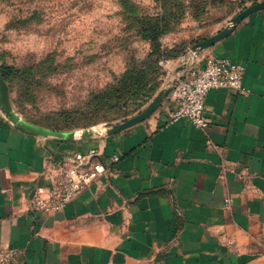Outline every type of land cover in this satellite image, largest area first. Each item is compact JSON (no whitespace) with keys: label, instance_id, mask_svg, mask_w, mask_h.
<instances>
[{"label":"crops","instance_id":"1","mask_svg":"<svg viewBox=\"0 0 264 264\" xmlns=\"http://www.w3.org/2000/svg\"><path fill=\"white\" fill-rule=\"evenodd\" d=\"M211 56L244 66L246 93L210 91L204 130L169 122L170 97L128 130L75 140L28 133L0 109V251L13 264H264V10L199 60ZM92 151L108 173L61 212L30 209L58 163Z\"/></svg>","mask_w":264,"mask_h":264},{"label":"rangeland","instance_id":"2","mask_svg":"<svg viewBox=\"0 0 264 264\" xmlns=\"http://www.w3.org/2000/svg\"><path fill=\"white\" fill-rule=\"evenodd\" d=\"M258 3L264 0H0L5 103L42 129L106 133L143 112L173 85L175 64ZM161 18L168 28L157 40L150 27ZM159 53L177 56L174 66L158 63ZM113 90L123 93L115 106L87 114L93 99Z\"/></svg>","mask_w":264,"mask_h":264},{"label":"built area","instance_id":"3","mask_svg":"<svg viewBox=\"0 0 264 264\" xmlns=\"http://www.w3.org/2000/svg\"><path fill=\"white\" fill-rule=\"evenodd\" d=\"M172 60H162L165 66ZM181 75L170 94L176 108L170 114L169 122L188 121L194 128L204 130L209 121L206 113V98L210 91L227 88L235 93H246L244 87L245 68L228 58L211 56L203 61L198 58H183L179 63ZM95 152L87 155L76 154L70 161L58 163L51 173V185L35 190L30 204L33 212L55 213L63 211L89 185L98 181L109 172L110 165L95 161ZM120 157L113 156L112 162L118 163ZM227 208L230 199H226ZM17 252L13 249L0 251V264H13Z\"/></svg>","mask_w":264,"mask_h":264},{"label":"water","instance_id":"4","mask_svg":"<svg viewBox=\"0 0 264 264\" xmlns=\"http://www.w3.org/2000/svg\"><path fill=\"white\" fill-rule=\"evenodd\" d=\"M264 10V3H258L252 5L236 16L232 22V25L219 31L217 34L202 41L197 48L193 50V57L198 58L200 54L207 48L214 46L216 43L227 37L242 21H244L251 14ZM182 68L178 69L181 72ZM178 83V77H176L173 85L166 91L162 92L158 98H156L143 112L134 116L116 126L110 127L106 135H114L121 133L125 130L132 128L133 126L140 124L150 118L163 104V102L170 96ZM6 89L0 79V109L3 115L10 120L15 126L23 129L28 133L39 135L43 138H54L59 140H75L76 138H87L95 135L94 131H82V132H57L48 129H42L40 127L30 125L21 120L17 115L12 116L7 104L5 103ZM99 133V132H98Z\"/></svg>","mask_w":264,"mask_h":264},{"label":"trees","instance_id":"5","mask_svg":"<svg viewBox=\"0 0 264 264\" xmlns=\"http://www.w3.org/2000/svg\"><path fill=\"white\" fill-rule=\"evenodd\" d=\"M166 18H161L159 21V24L157 26L154 27H150V32L151 35L153 36L154 39H157L163 35L166 32V27L167 26V22H165ZM158 63L161 62L162 60H174L175 58H177V56H172L169 55L167 53H163L158 55ZM157 62V61H156ZM6 72H8V69H5ZM141 78V75L137 74L135 79L132 81L133 83H131V86H134L137 82H139L138 79ZM130 87V86H128ZM123 95V93H120V91L117 90H113L110 93H106V95H103V97H96L95 99L92 100V102L90 103L91 105V110L87 111V114H99L103 111H105L108 107L110 106H115L117 104V101L121 100V96Z\"/></svg>","mask_w":264,"mask_h":264}]
</instances>
